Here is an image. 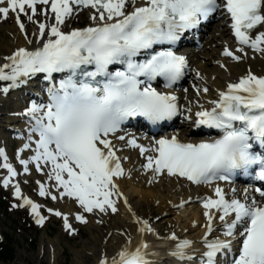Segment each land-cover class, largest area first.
<instances>
[{"label": "snow or ice", "instance_id": "snow-or-ice-1", "mask_svg": "<svg viewBox=\"0 0 264 264\" xmlns=\"http://www.w3.org/2000/svg\"><path fill=\"white\" fill-rule=\"evenodd\" d=\"M38 5L45 6L39 13L45 17L50 6L54 22L34 20ZM130 5L132 10L127 11ZM74 6L94 9L93 23L64 31L62 26L73 15ZM9 12L29 45L33 40L28 39L21 15L38 24L39 31L37 46L19 47L0 64V81L9 82L0 87V93L7 94L38 74H45L49 82L54 81L53 74H64L58 86L51 83L49 103L33 102L26 109L33 123L29 143L19 151L31 147L33 135L38 138L35 154L19 160L24 173L29 172L30 163H35L37 171H43L42 162L50 164L48 178L55 181L60 198H74L83 213L98 210L104 214L117 213V199L123 197L116 178L124 176L125 170L113 137L139 150L146 160L142 167L153 178L166 174L202 185L230 181L233 174L254 173L261 183L252 192L259 200L247 188L242 198L235 195V188L229 197L217 184L214 197L200 201L207 223L201 240L205 250L199 256L190 254L195 251L192 240L179 239L174 232L165 239L174 242L169 254L187 264H264V151L257 150H264V76L249 71L218 91V98L209 101L211 107L201 105L195 112L182 105L172 90L189 67L186 56L178 54L177 44L217 13L230 17L231 30L241 45L239 52L248 46L264 53V30H259L264 28V0H143L140 6L136 0H0V19H7ZM223 54L241 59L228 47ZM161 80L164 91L154 86ZM196 91L208 93L209 88ZM179 116L193 127L218 129L222 135L210 142H184L174 134L154 139L148 146L138 143L135 136L116 135L130 119L143 118L158 125ZM0 158V167L8 171L3 185L8 187L18 173L3 148ZM14 194L23 200L20 206H30L36 223L43 225L46 217L39 211L41 206L23 196L19 184ZM39 195L57 199L43 183H39ZM123 202L128 205L126 197ZM188 202L182 200L177 207ZM48 212L63 218L70 235L76 233L67 214L52 208ZM133 217L139 233L158 236L148 220L135 213ZM75 219L88 223L82 213ZM217 220L224 238L210 239ZM130 244L131 238L118 258L109 262L105 257L99 264H153V245L141 240L132 249Z\"/></svg>", "mask_w": 264, "mask_h": 264}, {"label": "bare ground", "instance_id": "bare-ground-1", "mask_svg": "<svg viewBox=\"0 0 264 264\" xmlns=\"http://www.w3.org/2000/svg\"><path fill=\"white\" fill-rule=\"evenodd\" d=\"M38 7V6H37ZM43 8L38 9V14L34 17L35 20L41 21L44 19L45 23H51L54 22V14L50 11V6L48 8V14L47 17L43 14H39L40 11ZM76 12V9L74 8L73 14ZM91 13V12H90ZM84 17L85 15L82 14ZM9 16L14 17V14L9 12ZM22 18H25V15H21ZM72 17V16H71ZM8 19V18H7ZM7 19H0V30L2 28H6L8 30L9 37L1 36L0 35V45H4V48H6L7 51H3L0 48V62L5 63V57L11 55L17 48L19 47H30L34 48L37 46V38L36 35L33 36L31 29L28 28L29 25H31V21L27 19L25 21V29L28 33V39L33 40V44L29 45L27 43V40L25 39V35L20 31L18 25L16 24V21L14 20L13 23L10 25L6 21ZM74 19H70L68 22L66 21V24L62 26V29L64 31H68L69 24L72 23ZM93 21H89L88 24H92ZM38 29V24L36 26ZM39 31V30H38ZM37 33V31L35 32ZM228 36V31L225 28L223 24H221L220 21L211 23V25L207 28L206 34L203 37V46L195 51L191 52V62L196 65L202 73H204L205 80L203 82H197L195 84L196 87L202 89L204 87L209 88L208 93H203L202 91L199 93H193L188 92L185 94V106H191L194 110H197L200 108L201 105L207 106V103L212 99V97L215 96L216 90L219 87H225V81L227 79L234 78L238 75H241L243 73H247L248 69H244V65L242 63H235V64H227L228 60H223L225 62L226 67L219 66L217 63V59L219 58V43L223 41V39H226ZM254 67L251 68V71L256 72V74H259L260 76H264V53H258L257 59L254 62ZM43 79V76H39V74L30 79L28 83L21 85L19 87L15 88V91H20L22 93V89H25L26 87L31 85V88L34 86H37L41 80ZM9 83V82H7ZM5 86V85H4ZM34 95L39 96L33 92ZM31 97H28L30 99ZM215 98V97H214ZM19 100V98H17ZM35 102L37 104H43L40 102V99L35 98L32 95V99L29 103V107H31V104ZM27 107V109L29 108ZM25 108V107H24ZM26 112V109L23 111ZM31 122L29 121L28 115L23 113V115H17L16 117V124L14 125V128L17 129L19 137V140H21V144L18 146V153H20V156L23 159H29L32 155L35 154V138L36 136L33 135V141L31 142V147L29 149H25L23 152H20L19 150L23 147L25 143H29L28 136H29V128L31 126ZM178 132L183 136L188 133V135H194L196 134V130L193 126H185L178 125L175 127ZM138 143L144 144L145 146L149 145L148 139L146 137H139ZM116 144L117 142H113ZM122 156L124 157V162L122 163L125 175L119 178H116V183L119 185V190L124 194L123 197H126L128 200V205L132 204L131 211H129L128 205H125L123 202V197L117 199V207L119 211L115 214L111 213H100L98 210L96 211V216L99 217L98 219H92L90 218V225L95 226L96 228H99V225H105L103 223H100L101 218H112L111 219V227H103L100 230L99 237H91V240L89 242H84L82 245L83 249L75 251V259L78 264H83L82 257L83 253L81 251H90L92 258H94V264H99V260L101 257L107 256L110 259L109 262L112 260V258L116 257L118 258L117 254L118 252L125 246L123 244L124 241H129V238H131V242H133V239H136V236H132V231L134 228V223L132 218L133 213L141 212V207L143 204H148L150 200H160L161 203H164L166 199H172V203L175 202H181L183 201H189L187 203V206L181 210H178V212H174V218L181 221L182 224L179 225L180 232H183L186 229V233H183V235H198V243L195 244L196 250H201L202 252L205 250L204 245L202 244L201 240L204 236V233L206 231V217H204L203 212V206L200 202L202 200V193L206 190L208 191L209 186H199L197 188L194 187H188L186 184L183 185L179 181H173L170 179V177H167L165 175L158 176L156 178H153L152 172L145 171V169L142 167V160L144 156H141L140 154H136V152L133 151L131 147H128L126 145L125 149L120 150ZM26 153V154H25ZM127 157V159H125ZM8 162L10 160L8 159ZM29 165L35 166V163H30ZM36 167V166H35ZM41 167L43 171H36L41 175V178L36 177V183H43L45 184L49 191H51L53 194L57 195V198L60 200L58 201L59 204H62L64 206L65 211L69 212V209L71 208L70 202L67 200H61V198L58 195V189L55 186L54 180H49L48 173L51 171L50 164H44L41 163ZM3 176L0 175L1 181H3ZM151 181V183H150ZM38 183V185H39ZM18 184V181L16 178H11V183L8 185L10 186L12 191L15 193V185ZM227 188V187H226ZM62 190V189H61ZM191 198V199H190ZM114 199H116L114 197ZM169 209V208H168ZM31 210V208H30ZM170 210V209H169ZM140 213V214H141ZM151 214V211H149L146 215ZM142 215V214H141ZM62 218V217H61ZM63 220V218H62ZM168 220L166 217L164 219ZM153 222V221H152ZM71 223V222H70ZM155 226L157 230H160L161 220L157 221L154 220ZM195 223V226H194ZM215 228L217 227V221H214ZM106 228L104 232L102 230ZM219 230L216 228V231L214 234H212V237H209L210 239L215 236H220L222 238V235L218 232ZM51 246V247H50ZM49 246V255L53 258L56 257L58 247L60 246L58 242H56V245L50 244ZM53 247V248H52ZM42 246L39 248L40 251ZM98 254H101L100 256H97ZM170 264H182V262H174L173 260H169ZM3 264V263H1ZM157 264H163V263H157ZM165 264V263H164Z\"/></svg>", "mask_w": 264, "mask_h": 264}, {"label": "rangeland", "instance_id": "rangeland-1", "mask_svg": "<svg viewBox=\"0 0 264 264\" xmlns=\"http://www.w3.org/2000/svg\"><path fill=\"white\" fill-rule=\"evenodd\" d=\"M6 22L12 24L10 20ZM84 23L85 21L79 22V24ZM0 35L9 37L8 30L2 28ZM0 48L2 52L7 51L3 44L0 45ZM9 200L7 193L0 188V239L7 240L15 250V258L12 262L0 261V264H78L75 259V251L83 249L82 245L84 242H89L91 237H99L103 227H111V217L108 220H103L105 225H99V228L90 225V220L86 224L76 223L74 235H70L55 217L45 222L42 227H38L33 221L31 222L26 212L14 207ZM170 200L166 199L164 203L158 199L150 200L140 209L146 213L151 211L153 215L159 217L158 221L161 220L163 229L169 228L170 223H176L174 227H177L182 223L175 219L174 213L168 209L170 206L176 209L172 203H169ZM166 217L168 220L164 221ZM105 230L106 228L102 232ZM56 242L60 246L56 257L52 260V256L50 257L48 253L49 246L50 244L56 245ZM41 246L42 250L40 251ZM89 252L81 251L83 264H94V258Z\"/></svg>", "mask_w": 264, "mask_h": 264}, {"label": "trees", "instance_id": "trees-1", "mask_svg": "<svg viewBox=\"0 0 264 264\" xmlns=\"http://www.w3.org/2000/svg\"><path fill=\"white\" fill-rule=\"evenodd\" d=\"M15 250L12 245H9L8 241L0 242V261L12 262L15 257Z\"/></svg>", "mask_w": 264, "mask_h": 264}]
</instances>
